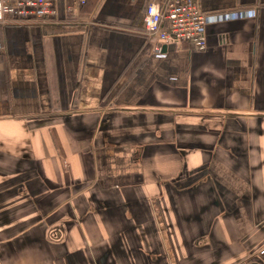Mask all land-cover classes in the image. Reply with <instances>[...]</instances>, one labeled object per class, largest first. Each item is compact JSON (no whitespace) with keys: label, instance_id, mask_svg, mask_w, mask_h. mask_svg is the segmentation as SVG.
<instances>
[{"label":"crops","instance_id":"0c3cea01","mask_svg":"<svg viewBox=\"0 0 264 264\" xmlns=\"http://www.w3.org/2000/svg\"><path fill=\"white\" fill-rule=\"evenodd\" d=\"M54 0L0 23V264H264V0Z\"/></svg>","mask_w":264,"mask_h":264},{"label":"built area","instance_id":"2783aa9c","mask_svg":"<svg viewBox=\"0 0 264 264\" xmlns=\"http://www.w3.org/2000/svg\"><path fill=\"white\" fill-rule=\"evenodd\" d=\"M84 5L86 0H77ZM57 18L54 0H0V23H30ZM208 14L197 0H152L144 15V28L155 39L156 55L163 56L162 45L188 43L206 49Z\"/></svg>","mask_w":264,"mask_h":264}]
</instances>
